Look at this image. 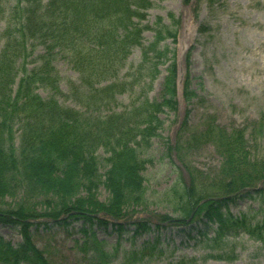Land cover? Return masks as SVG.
<instances>
[{
  "label": "trees",
  "instance_id": "16d2710c",
  "mask_svg": "<svg viewBox=\"0 0 264 264\" xmlns=\"http://www.w3.org/2000/svg\"><path fill=\"white\" fill-rule=\"evenodd\" d=\"M150 6L151 0H0V26L5 24L0 33V199L18 200L12 211L0 208V217L20 226L24 237L18 247L0 240V264H50L33 244L25 220L69 215L93 228L94 221L109 225V221L95 218L101 213L118 221L128 217V210L148 213L144 173L150 161L143 159V153L161 127L159 115L164 109L177 110L175 70L164 102L137 100L121 113L111 112L109 106L129 91L127 85L116 81L100 86L116 79L132 48L142 46L143 32L149 28H139L133 19H143L139 10ZM37 46L45 48L42 64L29 71L26 65L32 63ZM152 46L143 47L144 62ZM59 54L80 75V84L72 85L70 92L85 113L62 106L56 97L43 100L36 93L44 87L62 95L53 67ZM184 91L187 101L195 98L188 93L187 84ZM185 129L187 135L172 151L189 181L166 192L182 220L148 215L159 224L181 222L182 227L187 221L212 222L217 228L209 240V251L220 253L227 239L239 233L264 244V218L234 216L222 208L235 197L250 198L254 193L264 197L260 191L264 187V155L254 153L245 129L229 130L212 116L199 130ZM256 135L264 137V122ZM205 146H212L221 159L213 175L186 161L189 153ZM100 150L109 155L105 180L99 173ZM101 187L110 195L107 203L98 200ZM39 199L49 207L42 213L35 210ZM134 227L137 238L152 231V221L147 218ZM115 228L125 231L124 225ZM82 232L85 236L77 249L91 264H143L155 253L163 254L154 240L140 251L123 252L119 261V246L110 251L92 229ZM207 258L225 259L222 254ZM177 264L189 261L182 259Z\"/></svg>",
  "mask_w": 264,
  "mask_h": 264
},
{
  "label": "rangeland",
  "instance_id": "374dc122",
  "mask_svg": "<svg viewBox=\"0 0 264 264\" xmlns=\"http://www.w3.org/2000/svg\"><path fill=\"white\" fill-rule=\"evenodd\" d=\"M139 13L145 17L133 21L143 30L149 28L143 32L142 46L133 47L117 78L100 87L116 81L127 85L129 91L117 96L116 103L109 106L111 112L121 113L125 109L130 110L137 100L140 102L147 98L151 103L164 102L171 86L169 79H173L175 70L177 110L164 109V113L159 115L161 127L151 147L143 153V159L150 161L144 173L149 199L147 212L156 217L168 216L181 221V213L175 210L166 192L179 182L189 181L183 165L172 151L177 141L187 135L185 126L191 132L199 130L207 117L212 116L220 126L229 130L245 129L254 153L264 155V137L255 136L259 124L264 122V0H151L148 10H139ZM4 29L5 24L2 23L0 33ZM151 45L148 59L144 62L142 49ZM44 54L45 48L37 46L32 59L25 61H32L26 68L31 71L40 67V57ZM53 67L60 78L62 95L44 87H39L36 93L43 100L56 97L62 106L85 113L86 110L78 105L70 92L72 85L80 84V75L61 54L55 57ZM22 76L20 74L15 89ZM185 84L188 93L196 95L189 101L184 97ZM255 138H258V143ZM108 157L103 150L99 151L102 180H105L109 169ZM186 161L206 175L215 174L221 164L212 146L189 153ZM260 191H264L263 186ZM109 198V193L101 187L98 200L107 203ZM0 202L4 203L3 207L0 206L2 210L12 211L18 200L4 198ZM46 205L39 199L35 210L42 213L49 209ZM222 208L234 216L249 214L261 221L264 218V197L256 193L250 198L235 197ZM141 210L135 214L128 210L124 221L135 219L139 222L148 215ZM101 214L112 217L107 213ZM63 217L49 219L42 215L25 220L33 244L50 264H91L77 249V243L82 242L85 236L84 229H92L110 251L119 246V261L123 252L140 251L156 240L162 256L157 252L143 264H177L182 259L189 264L191 261L196 264H264V244L244 233L228 238L220 253L209 251V240L215 236L217 227L206 220L197 224L187 221L185 227L179 226L181 222L166 224L159 229L152 224L150 233L134 238L133 225L119 232L110 222L109 225H101L94 221L93 228H90L84 220L72 216L62 220ZM43 220H49V223ZM21 231L20 226L8 224L4 217H0V240L18 247L24 239ZM215 254H222L225 259L207 258Z\"/></svg>",
  "mask_w": 264,
  "mask_h": 264
},
{
  "label": "water",
  "instance_id": "95a60500",
  "mask_svg": "<svg viewBox=\"0 0 264 264\" xmlns=\"http://www.w3.org/2000/svg\"><path fill=\"white\" fill-rule=\"evenodd\" d=\"M95 217H96V218H99V219L107 218V219H108L109 221H111L112 223H114V224H118V225H120V224H129L128 222L123 223V222L116 221L113 217H110V216H108V215H106V214L96 215ZM67 218H68V216H65V217L62 218V220H65V219H67ZM144 218H150V217L147 216V215H145ZM43 222H47V223H49V220H43ZM134 222H136V221H135V220L131 221V223H134Z\"/></svg>",
  "mask_w": 264,
  "mask_h": 264
}]
</instances>
